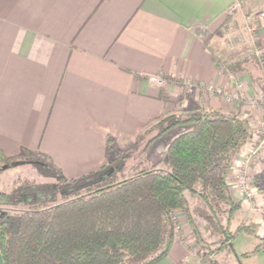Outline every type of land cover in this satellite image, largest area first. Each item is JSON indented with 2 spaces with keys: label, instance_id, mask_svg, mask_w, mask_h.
<instances>
[{
  "label": "crops",
  "instance_id": "obj_1",
  "mask_svg": "<svg viewBox=\"0 0 264 264\" xmlns=\"http://www.w3.org/2000/svg\"><path fill=\"white\" fill-rule=\"evenodd\" d=\"M234 2L0 0V150H31L62 175L76 177L111 158L109 138L118 147L164 114L208 108L245 120L253 130L245 148L258 142L254 130L264 132V97L253 118L241 100L264 91V63L252 54L226 66L217 33ZM252 8L254 14L264 11V0ZM257 34L264 53V21ZM153 75L195 84L187 92L178 80L159 88ZM208 84L231 89L240 100L203 92ZM263 168L264 155L256 154L244 170L252 179ZM240 170L235 160L227 181L244 210L248 206L233 187ZM256 198L258 223L264 197ZM177 218L183 233L157 264L198 263L184 239L186 216Z\"/></svg>",
  "mask_w": 264,
  "mask_h": 264
},
{
  "label": "trees",
  "instance_id": "obj_2",
  "mask_svg": "<svg viewBox=\"0 0 264 264\" xmlns=\"http://www.w3.org/2000/svg\"><path fill=\"white\" fill-rule=\"evenodd\" d=\"M228 21L225 14L220 27ZM181 124L190 127L163 144L159 159L132 157L145 137L140 155ZM250 137L237 113L208 108L158 117L142 130L132 150L117 155L109 138L111 158L76 177L62 175L31 150L14 155L0 150V178L13 166L29 165L8 183L1 181L3 264H157L179 234L177 211L186 216L196 243L205 241L198 222L217 236L220 245L208 250L207 258L240 231L258 238L255 249L264 250V235L257 234L255 225L237 222L242 203L227 181ZM130 157L135 163L128 168ZM253 183L264 194V168Z\"/></svg>",
  "mask_w": 264,
  "mask_h": 264
},
{
  "label": "rangeland",
  "instance_id": "obj_3",
  "mask_svg": "<svg viewBox=\"0 0 264 264\" xmlns=\"http://www.w3.org/2000/svg\"><path fill=\"white\" fill-rule=\"evenodd\" d=\"M255 0H235L234 4L229 8V10L227 11L226 14V18H229L228 22H224V24L221 26V28H219V30L217 31V33L221 34V40H220V45H221V53H222V57L224 58V62L227 64L226 66H230L232 65H236L237 62L239 63V60L241 59H246L247 57L252 56V54H254L255 58H257L256 56V50L261 49V47H258L257 45V40H258V34L257 31L259 29V26L256 30V33L252 31L248 30L247 27V18L249 16H254L253 13V4H254ZM264 21V20H263ZM210 35L209 32H207L205 34V37L207 38V36ZM263 52V51H262ZM222 63V62H221ZM221 65H225V64H221ZM222 66V67H223ZM259 66V64H258ZM236 67V66H235ZM230 78H233L232 80L235 79L234 75H231ZM163 80L165 82H162L161 84H156L159 88H163L165 86V84L170 83V82H175L179 79H168L167 77H163ZM182 89L185 90L186 92L188 91V89H191L193 87V85L195 84L194 82H192L191 79H184V80H180ZM210 85V84H208ZM207 85V86H208ZM213 85V84H212ZM207 86H203L202 88H200L203 92L207 93V94H211V95H218L223 97L224 100H226L227 102L230 103H234L237 102V94L236 92H234L231 89L228 88H223L220 87L222 90H224L227 94H233L234 97H228L225 94H217V93H210L207 88ZM216 86V85H214ZM219 87V86H218ZM263 90V89H262ZM261 95H263L262 97H264V91L260 92ZM230 96V95H229ZM254 99V96H245L244 99L241 100L242 104H243V109L244 112H247L249 117L254 116V112L259 108V106L261 105V99ZM254 101V102H252ZM178 105V107L181 108V102H177L176 103ZM182 110V109H181ZM177 113H188L187 111H183V112H177ZM165 115V114H164ZM190 127V125L187 124H181V125H177L175 127H173L172 129L168 130L165 134H163L161 137H159L158 139H156L148 148V151H146L145 154L140 155L139 151L143 148L145 140L147 137H145L138 145L136 150L133 152L132 157H134V155H139L137 157L136 160H141L142 158L147 157L149 160H156L159 159L161 151H162V147L163 144L165 142H167L168 140H170L174 135L180 133L181 131H184L186 129H188ZM249 127V126H248ZM250 129V128H249ZM251 131V137H252V131ZM256 131V133L258 134L257 136V141L256 143H251L250 145L248 144L247 147L242 149V151L239 154V159L241 158L240 156L242 155V153H248L250 151V148H257L258 151L254 154L251 153V155L249 156V160L246 163V166L244 168H247L253 161V157L256 154L259 155H264V138L262 139V137L264 136V132L263 130H254ZM250 137V139H251ZM259 137V138H258ZM137 139V138H136ZM136 140L133 141H128L125 142L123 144H120L118 147L114 146V153L120 154L121 152H126L129 150L133 149V144H135ZM112 152L110 151L109 155L110 157L112 156ZM37 158H41L39 156V154L35 155ZM130 157L127 160V166L128 168L135 163V159ZM237 157V158H238ZM237 160V159H236ZM244 165V163H243ZM29 168L28 164H20V165H16L13 166L12 168L8 169L7 172L5 173V177L7 180L6 182L8 183V179L15 176L16 174H22L24 172H26ZM244 171V170H243ZM244 175L246 176V181H247V189L252 191V197L250 198V200H245L242 198V201H245L244 203L247 204L246 206H248V209H244L243 207L240 209V211L237 213L236 215V220L237 222L239 221H243V222H251V224L255 225V230L257 232L258 235H264V205H260V215H259V222H255L254 221V217H253V208L255 207V204L257 202V198H256V194H260L264 197V194L259 192L256 188L255 185L253 183V178H249L247 175V169L244 171ZM4 178H0V187L2 186V184L5 183H1V181H5ZM255 188V189H254ZM240 193V192H239ZM251 193V192H250ZM181 211H177L176 212V217L177 214H180ZM178 219V218H177ZM179 222V219H178ZM187 222V221H186ZM179 224V223H178ZM188 224V222H187ZM180 225V224H179ZM181 226V225H180ZM198 226L202 229L203 232V238L205 241L201 242V244L203 243V245H205L204 248L200 247V243H196V241H194L195 236L193 235V233L190 231V226L189 224L187 225L186 228V235L184 236V239H186L185 242H191L192 243V248L195 251L196 254V258L198 260L197 264H212L211 263V258H215L216 260V264H264V250L263 249H255L258 241V238L254 237L253 235L247 234L243 231L237 232V234L234 236L232 243L229 244V242L225 241V243L219 248L216 249L215 251H212L210 253L209 258H207L206 256H204V254L208 251V250H212V248H216L217 246L220 245L219 242L216 241L217 236L215 234H213L212 231H210L203 223L198 222ZM179 233L182 235L183 230L180 229L179 227ZM245 253H247L248 255H246Z\"/></svg>",
  "mask_w": 264,
  "mask_h": 264
},
{
  "label": "built area",
  "instance_id": "obj_4",
  "mask_svg": "<svg viewBox=\"0 0 264 264\" xmlns=\"http://www.w3.org/2000/svg\"><path fill=\"white\" fill-rule=\"evenodd\" d=\"M263 20H264V11H261L257 14H254V16H249L247 18V27L249 31H252L251 33L255 32L257 28L263 24ZM256 56L257 59L259 61L260 64L264 63V53L262 52L261 49L256 50ZM152 81L155 84H161L162 82H165L163 80V77L158 76V75H153L151 76ZM209 90L210 93H217V94H225L228 97H234L233 94H227L224 90H222L220 87L218 86H214V85H208L207 88ZM230 95V96H229ZM263 95H261V93H258L257 95L254 96V99H260ZM254 102V101H252ZM258 148V147H257ZM257 148H250L249 154L246 153H242V155L240 156L241 158L239 159V157L237 158V166L238 168H241L240 172L237 173L235 182L233 183V187L234 189H236L238 192H240V194L243 196V199H247L250 200V198L252 197V191L247 189V181H246V176L244 175V167L246 166V163L249 160V156L251 155V153H256L258 151ZM244 163V165H243ZM244 170V171H243ZM251 192V193H250Z\"/></svg>",
  "mask_w": 264,
  "mask_h": 264
}]
</instances>
